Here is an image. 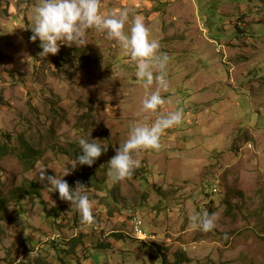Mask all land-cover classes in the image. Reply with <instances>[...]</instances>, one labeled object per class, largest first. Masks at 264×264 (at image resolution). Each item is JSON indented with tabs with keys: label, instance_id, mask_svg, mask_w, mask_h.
<instances>
[{
	"label": "rangeland",
	"instance_id": "374dc122",
	"mask_svg": "<svg viewBox=\"0 0 264 264\" xmlns=\"http://www.w3.org/2000/svg\"><path fill=\"white\" fill-rule=\"evenodd\" d=\"M40 2L0 0V145L10 135L19 147L24 135L43 151L29 171L16 155L0 158V202L30 182L41 192L0 213V264H264V0H101L105 15L128 9L126 32L141 16L169 57L155 113L142 102L156 84L145 88L104 32L39 57L30 37ZM177 110L183 121L162 134L160 150L136 152L140 167L113 183L108 162L130 127ZM81 138L108 149L94 166L99 188L84 190L92 225L37 172L71 170ZM204 211L216 216L207 233L191 222ZM136 216L154 242L134 237Z\"/></svg>",
	"mask_w": 264,
	"mask_h": 264
},
{
	"label": "clouds",
	"instance_id": "9594fccd",
	"mask_svg": "<svg viewBox=\"0 0 264 264\" xmlns=\"http://www.w3.org/2000/svg\"><path fill=\"white\" fill-rule=\"evenodd\" d=\"M31 19L33 34L30 40L35 42L39 39L41 42L42 51L38 54L41 58L49 54L56 55L61 45L79 47L85 44L89 29L94 28L106 33L107 38L114 39L131 61L135 62L136 77L143 82L145 88L154 83L157 86L156 90L143 100V110L155 113L164 105L165 99L161 92L168 90L166 77L169 57L159 51V41L150 38V30L141 16L133 14L126 32V25L129 24L128 9H118L105 15L101 12V0H41L33 9ZM182 121L183 111L177 110L158 116L150 124L134 123L129 129L128 139L115 150L116 154L108 162V176L113 183L130 178L134 170L140 167V161L134 158L136 152L159 151L162 134ZM95 141L92 139L90 142L85 138L79 140L80 154L71 163L72 169L67 168L60 177L48 175L46 168H37L39 181L45 186H50L54 192L58 191L60 199L70 202L71 207L74 206L79 212L81 222L87 225L94 223V215L93 203L84 192L86 187L77 182L75 188H70L63 177L70 175L78 165L92 167L102 153L107 152V145ZM191 222L194 229L207 233L215 228L216 216L206 211L197 212L191 217ZM61 238V234L55 235L53 241L58 242Z\"/></svg>",
	"mask_w": 264,
	"mask_h": 264
},
{
	"label": "trees",
	"instance_id": "16d2710c",
	"mask_svg": "<svg viewBox=\"0 0 264 264\" xmlns=\"http://www.w3.org/2000/svg\"><path fill=\"white\" fill-rule=\"evenodd\" d=\"M11 137L12 136L7 135V141H6L7 143L9 139L11 140ZM7 143L0 145V158L5 157L7 155H16L17 158L21 161V163L24 165V167L28 171L32 170L35 167L36 163L40 160V158L43 155V151L35 147L31 143H29L27 139L24 138V135L19 137V147H11ZM95 165L96 164H94L92 167H88L84 165V166H80V168L77 169V171L74 170L73 171L74 178H75V175L77 176V178L75 180L72 179L69 182L70 188H74L77 182H80L81 184H83L86 187L85 188L86 190L90 188H95V189L99 188L98 183L100 181H99V178L96 176L97 171L94 168ZM1 181L2 180H1V175H0V188L2 186ZM25 196L26 197L36 196L38 198L41 197L40 186H38V184H36L35 182H30L28 184H22L20 186L15 187L13 190L9 192L6 198L2 197V200L0 202V213L7 214L6 209L9 206L8 204L10 202L17 203L22 198H25ZM52 213L53 212H49L50 218L53 217ZM1 214H0V225H1V222L6 220V216L2 218ZM56 218L57 216H55V220ZM0 230H1V226H0Z\"/></svg>",
	"mask_w": 264,
	"mask_h": 264
},
{
	"label": "built area",
	"instance_id": "2783aa9c",
	"mask_svg": "<svg viewBox=\"0 0 264 264\" xmlns=\"http://www.w3.org/2000/svg\"><path fill=\"white\" fill-rule=\"evenodd\" d=\"M212 190L214 192H217L218 187L214 185L212 187ZM134 221V236L143 241H154L157 239V236L154 233H149L144 230V221L141 217L136 216L133 219Z\"/></svg>",
	"mask_w": 264,
	"mask_h": 264
}]
</instances>
